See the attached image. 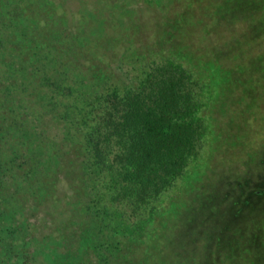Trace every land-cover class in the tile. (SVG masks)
I'll return each mask as SVG.
<instances>
[{
  "label": "trees",
  "instance_id": "trees-1",
  "mask_svg": "<svg viewBox=\"0 0 264 264\" xmlns=\"http://www.w3.org/2000/svg\"><path fill=\"white\" fill-rule=\"evenodd\" d=\"M17 18L0 13V33ZM40 29L0 34L20 58L0 66V264H48L44 253L50 264H142L162 206L204 163L213 96L170 58L92 75L87 44L62 58L55 44L72 33L42 47Z\"/></svg>",
  "mask_w": 264,
  "mask_h": 264
},
{
  "label": "rangeland",
  "instance_id": "rangeland-1",
  "mask_svg": "<svg viewBox=\"0 0 264 264\" xmlns=\"http://www.w3.org/2000/svg\"><path fill=\"white\" fill-rule=\"evenodd\" d=\"M0 13L18 15L3 27L5 38L7 29L26 34L41 28L43 47L53 33L57 41L70 31V40L55 44L58 56L76 39L87 44L92 75L104 63L115 76L119 61L130 70L132 58H170L204 83L213 96L204 115L210 132L204 163L175 202L162 206L139 260L264 264V0H10ZM40 17L49 24L38 27ZM4 47L5 74L20 58ZM97 48L103 52L94 54ZM42 258L50 264L49 253Z\"/></svg>",
  "mask_w": 264,
  "mask_h": 264
}]
</instances>
